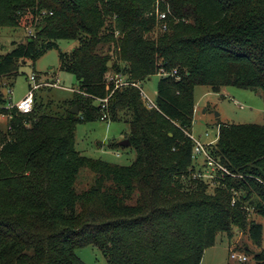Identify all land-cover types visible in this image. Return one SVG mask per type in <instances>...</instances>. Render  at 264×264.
<instances>
[{
  "label": "trees",
  "instance_id": "obj_1",
  "mask_svg": "<svg viewBox=\"0 0 264 264\" xmlns=\"http://www.w3.org/2000/svg\"><path fill=\"white\" fill-rule=\"evenodd\" d=\"M155 4L0 0V28L23 22L35 31L0 54V85L10 86L7 77L53 48L60 70L77 81L62 102L35 93L29 125L18 115L0 123V264H85L76 250L87 245L108 264H200L218 234L235 231L260 248L264 124L218 126L209 152L236 177L211 186L192 176L201 160L191 157L189 134L197 85L264 91V0H163L166 31L158 28ZM61 39L76 45L62 51ZM161 69L177 75H160L156 108L129 85L102 111L108 72L142 82ZM74 105L77 114L69 111ZM103 112L104 121L128 125L126 147L135 153L129 165L86 157L74 146L77 124L101 120ZM82 168L93 173L92 184L78 190ZM242 264H264V250Z\"/></svg>",
  "mask_w": 264,
  "mask_h": 264
},
{
  "label": "rangeland",
  "instance_id": "obj_2",
  "mask_svg": "<svg viewBox=\"0 0 264 264\" xmlns=\"http://www.w3.org/2000/svg\"><path fill=\"white\" fill-rule=\"evenodd\" d=\"M31 26L21 22L17 27L0 28V54L11 48L12 42H24L27 31ZM160 31L156 28L150 36L155 37ZM76 45L73 40H58L62 51H70ZM35 72L41 79L58 80L60 87L44 86L36 94L44 100L62 102L72 98L73 88H77L75 76L59 68V50H47L35 61L27 60L12 76L5 80L9 86L0 85L7 99L16 102L21 99L28 88V77ZM160 75L154 74L141 82L147 96L155 101L157 84ZM3 80V79H2ZM0 79V82L2 81ZM48 87V88H47ZM194 114L190 134L207 147L214 146L220 124H264V91L225 86L220 92H214L207 85H197L194 88ZM0 123H4L0 119ZM128 125L123 121L93 120L78 123L74 132V146L81 155L92 159H100L111 164L129 165L134 157L130 147L118 145L119 141L127 138ZM236 177V175H230ZM93 173L87 168L80 169L76 188L83 190L92 184ZM201 180V179H199ZM210 186L212 183L209 184ZM211 188V187H210ZM262 224L261 245L258 248L243 231H235L229 238L225 233L218 234L214 245L204 250L200 264H242L237 259H231L230 253L247 255L251 262L253 254L264 250V220L257 217ZM77 255L85 264H108L105 256L98 248L87 245L76 250Z\"/></svg>",
  "mask_w": 264,
  "mask_h": 264
},
{
  "label": "built area",
  "instance_id": "obj_3",
  "mask_svg": "<svg viewBox=\"0 0 264 264\" xmlns=\"http://www.w3.org/2000/svg\"><path fill=\"white\" fill-rule=\"evenodd\" d=\"M161 1L163 0H156L153 13L156 17L159 30L166 31L168 29L167 15L170 10H161ZM26 34L28 38L34 37L35 31L33 28L28 29ZM176 73V69H173L168 72L161 69L158 74L163 76H175L177 75ZM176 79H178L177 76ZM105 83L106 89L109 90V93L106 95V97L98 99L102 111L105 110V107L107 106V103L114 91L129 85L136 87L139 90V94L148 108H156L155 102L152 101L143 90L141 82L129 80L127 76L122 72H108L105 76ZM44 86L60 87L57 79L55 81L46 80L44 78L41 79V77L37 73L32 72L28 77L27 91L21 99L16 102H12L10 99H7L5 97L4 103H0V109L3 110L0 111V119L5 122L13 118L14 115L25 116L22 119V123L24 125H29V117L32 114L34 107V95L39 88ZM8 89V93L11 94L10 86ZM100 119L106 120L107 114L103 112V114L100 116ZM7 128L10 129L11 126L7 124ZM189 137L193 141L191 157L201 160V164L196 166L192 170V176L194 178L207 180L210 183L215 184L220 179H223L225 175H233L223 164H221L217 159H215L211 155L208 147L204 143L196 139L192 134H189ZM234 202L235 200H232V204ZM229 256L231 259H237L240 262L248 260L247 255H238L235 252H231Z\"/></svg>",
  "mask_w": 264,
  "mask_h": 264
},
{
  "label": "water",
  "instance_id": "obj_4",
  "mask_svg": "<svg viewBox=\"0 0 264 264\" xmlns=\"http://www.w3.org/2000/svg\"><path fill=\"white\" fill-rule=\"evenodd\" d=\"M108 67L111 66V62L109 61L107 63ZM70 113H73V114H77L78 113V108L76 105H74L73 107L70 108ZM118 145L120 146H129L130 145V141L128 138H124L123 140L119 141Z\"/></svg>",
  "mask_w": 264,
  "mask_h": 264
},
{
  "label": "crops",
  "instance_id": "obj_5",
  "mask_svg": "<svg viewBox=\"0 0 264 264\" xmlns=\"http://www.w3.org/2000/svg\"><path fill=\"white\" fill-rule=\"evenodd\" d=\"M216 140H217V137H216Z\"/></svg>",
  "mask_w": 264,
  "mask_h": 264
}]
</instances>
